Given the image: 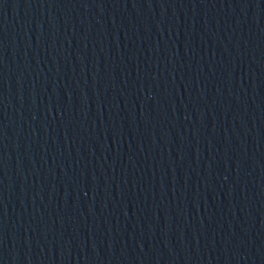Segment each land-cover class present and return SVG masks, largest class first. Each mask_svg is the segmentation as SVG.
<instances>
[{
    "label": "water",
    "instance_id": "obj_1",
    "mask_svg": "<svg viewBox=\"0 0 264 264\" xmlns=\"http://www.w3.org/2000/svg\"><path fill=\"white\" fill-rule=\"evenodd\" d=\"M0 264H264V0H0Z\"/></svg>",
    "mask_w": 264,
    "mask_h": 264
}]
</instances>
